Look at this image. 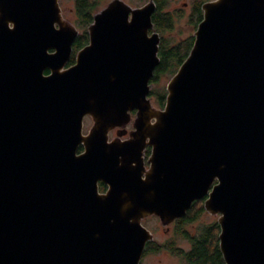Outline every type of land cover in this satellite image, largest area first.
<instances>
[{"label":"water","instance_id":"obj_1","mask_svg":"<svg viewBox=\"0 0 264 264\" xmlns=\"http://www.w3.org/2000/svg\"><path fill=\"white\" fill-rule=\"evenodd\" d=\"M154 7L113 0L65 68L77 32L58 0H0V264H140L141 220L203 198L223 264H264V0L203 4L162 109Z\"/></svg>","mask_w":264,"mask_h":264},{"label":"trees","instance_id":"obj_2","mask_svg":"<svg viewBox=\"0 0 264 264\" xmlns=\"http://www.w3.org/2000/svg\"><path fill=\"white\" fill-rule=\"evenodd\" d=\"M168 0H156L158 11L167 3ZM202 0H200L201 2ZM98 0H76L75 10L77 12V24L75 26L79 27L80 33L76 40L73 42V53L71 59L73 60L76 51L81 49L88 43L87 28L92 22L93 14L97 11ZM199 2L197 3V7ZM202 19V11L194 12L190 20L195 26ZM152 23L154 28L163 34L166 31L173 29L174 19L171 15L166 13H157L152 16ZM170 39L161 40L159 46V63L154 69L153 77L150 81L152 85H157L162 77H172L178 70L181 63L187 57L193 41L194 36L188 37L182 42H170ZM166 91L161 89L158 91L157 88H152L150 91V96L155 98L156 104L163 106ZM205 212L202 199L193 202L191 207L188 209L186 214L175 220V228L173 231V238L165 243L166 249L176 255H179L184 263L186 264H223L222 255L218 246V235L220 228L217 222H213L210 225L200 226L198 230L191 235L187 230V226L199 220L200 216ZM189 242V249L184 251L177 247V241ZM157 245L149 241L147 242L145 249L143 251V256L149 252L158 251Z\"/></svg>","mask_w":264,"mask_h":264},{"label":"rangeland","instance_id":"obj_3","mask_svg":"<svg viewBox=\"0 0 264 264\" xmlns=\"http://www.w3.org/2000/svg\"><path fill=\"white\" fill-rule=\"evenodd\" d=\"M75 1L76 0H58V3H59L60 14L62 19L67 24L72 26L76 30L77 35H79L80 29L79 27L75 26L77 24V19H78L77 12L75 10ZM121 1H123L125 4L129 5L132 8H137L149 3L151 0H121ZM211 1H215V0H210L209 2ZM112 2L113 0H98L97 11L93 14V16L99 11L105 9ZM184 2L190 3L191 0H168L165 8L170 11H178L179 10L178 8L184 7L183 6ZM188 12H189V8L185 10V14L183 16L181 15L178 16L177 18L178 20L175 22L173 29L163 33L165 39H170L171 40L170 42L174 43L179 40L182 42L186 38L194 36L197 26H195L193 22H191L190 20L191 15L188 16ZM149 33H152L151 30ZM169 80L170 77L169 78L162 77L157 85L151 84V89L157 88L158 91H160L161 89L166 91V86ZM149 100L153 108L162 109L163 106L161 107L157 105L155 98L153 96H150V93H149ZM132 120L133 119H131V121L128 123L129 125L127 124L128 126L126 125L127 129L132 128L131 126ZM92 125H93V121L91 117L85 116L83 119V134H87L88 131L92 128ZM114 128L120 129V127H114ZM109 132H110L109 137L111 136L116 137V133L114 132V130L113 131L110 130ZM217 217H218L217 215L210 214L205 211L200 216L199 220L187 226V230L191 234H194L200 226L210 225L213 222H217ZM141 222L142 225L152 234L153 239L151 241L154 242L158 248L159 245L163 246L167 241L172 240L174 228H172L171 226H167L168 224L162 225L157 216H146L141 220ZM168 227L169 229H167ZM177 242H179L178 245L183 247L184 249L189 245L186 240L177 241ZM140 264H186V263H184L183 259L179 255H176L169 251L167 252L165 250H160L155 252L148 251L146 255L144 256L142 255Z\"/></svg>","mask_w":264,"mask_h":264},{"label":"flooded vegetation","instance_id":"obj_4","mask_svg":"<svg viewBox=\"0 0 264 264\" xmlns=\"http://www.w3.org/2000/svg\"><path fill=\"white\" fill-rule=\"evenodd\" d=\"M153 3H154V10H153V12H152V15H151V20H152V16L153 15H155V14H157V13H166V14H169V15H171V17H173V19H174V24H175V22L178 20L177 18H178V16L179 15H181V16H183L184 14H185V10L186 9H188L189 8V12H188V16H192L193 14H194V12H198V10H201L202 11V14H203V10H202V6H203V4H205V3H207V2H209L210 0H202L201 2H200V0H191V2L190 3H183V8H178L179 10L178 11H170V10H167L166 8H165V6H166V4L162 7V9L160 10V11H158V6H157V3H156V0H151ZM199 2V6L197 7V3ZM164 9V10H163ZM92 22H93V18H92ZM173 24V25H174ZM88 29V28H87ZM156 32L158 35H159V44H158V52H159V46H160V44H161V40H162V38L164 37L163 36V34H161L160 32H158L155 28H154V24L152 23V28H151V32ZM87 35H88V32H87ZM78 36V35H77ZM77 36H76V38H77ZM76 38L74 39V41L76 40ZM73 41V42H74ZM178 43H180L181 41L179 40V41H177ZM73 45V44H72ZM80 50V49H79ZM78 50V51H79ZM78 51H76L75 52V54L78 52ZM72 53H73V47H72ZM72 53H71V56H70V59H69V61L67 62V65L65 66V68L66 67H69V66H71L73 63H75V54H74V58H73V60L71 59V57H72ZM45 74H47L48 73V70H45V72H44ZM134 117H135V111H132L131 112V119H133L134 120ZM133 120H132V123H133ZM132 123H131V126H132ZM129 125V124H128ZM127 125V126H128ZM127 126H125L124 128H120V129H118V128H113V129H111V131H113L114 130V132L116 133V137L115 136H111V137H109V133L110 132H108V140L109 141H111V140H115V139H118V140H126V139H128L129 137H130V132L133 130V127L130 129V128H128L127 129ZM112 133V132H111ZM82 151V147L80 146L79 147V152H81ZM150 151H151V147L150 146H146L144 149H143V162H144V167H145V169H147L149 166H148V163H147V158L149 157V155H150ZM98 187H99V192L100 193H104V192H106V190H107V186H105L103 183H101V182H99V184H98ZM204 200H205V198H203L202 199V205H203V202H204ZM167 226H171L172 228H175V221H173V222H171L170 224H168ZM167 229H169V227L167 228ZM191 235H193V234H191ZM188 244H189V242H188ZM177 247H179L180 249H183L184 251H187L188 249H189V247H190V245H188V247H186L185 249L183 248V247H181V246H179V245H177ZM159 250L158 251H160V250H165V251H167L168 252V250L166 249V246L165 245H163V246H161V245H159Z\"/></svg>","mask_w":264,"mask_h":264}]
</instances>
